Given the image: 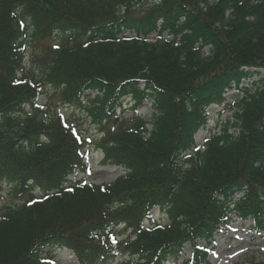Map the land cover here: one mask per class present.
<instances>
[{"label": "trees", "instance_id": "1", "mask_svg": "<svg viewBox=\"0 0 264 264\" xmlns=\"http://www.w3.org/2000/svg\"><path fill=\"white\" fill-rule=\"evenodd\" d=\"M263 72L264 0H0V199L2 184L16 199L0 208V264H56L55 247L78 264H163L187 246L180 264H212L233 214L264 234ZM46 89L97 125L123 174L70 178L88 140L33 106ZM215 104L232 113L198 149ZM155 207L167 222L144 227Z\"/></svg>", "mask_w": 264, "mask_h": 264}, {"label": "rangeland", "instance_id": "2", "mask_svg": "<svg viewBox=\"0 0 264 264\" xmlns=\"http://www.w3.org/2000/svg\"><path fill=\"white\" fill-rule=\"evenodd\" d=\"M261 77L264 78V72ZM251 85L249 82H243L242 86ZM51 91L46 89L41 96L34 100V107L47 108L51 106L55 108V111L63 115L66 120H69L72 126L75 127L79 135L83 138L90 140V143L86 146V158L85 163L87 166L86 172H78L73 174L71 179H84L87 183H106L113 181L119 175L123 173L122 168L110 164H104L102 162V154L98 150L94 140L99 137L100 132L93 123H91L90 118L85 113H80L73 107L65 106H55L57 103L56 98L50 97ZM237 95L241 96L238 90H231L226 94V99L231 101ZM131 105L128 98L123 99L121 102V107L118 109L120 114L122 109H128ZM30 106H25L27 111ZM151 102L146 101L144 104L138 108V114L146 117H150L152 114ZM222 105L210 106L206 109L209 122L208 125L197 132L195 136L197 148H203L204 138L214 130L217 131L223 125L226 116L231 115V111H223ZM47 110V109H45ZM52 111H50L51 113ZM127 114H130V110H127ZM8 186L2 184V192L4 199H0V208L4 204H11L15 202V198L8 197ZM39 191V190H36ZM151 216L153 221L166 223V215L162 209L158 207L151 210ZM151 219L146 218L143 225H150ZM123 235H118L121 237ZM215 243L209 246V259L212 264H250L251 261H264V234H259L252 228V223L248 221H242L233 214L230 221L223 224L220 231L214 238ZM191 248L187 246L184 250V255L182 258L190 257ZM54 260L58 261V264H78L76 262L75 256L67 249H55L53 252ZM181 261V258H178ZM176 259L174 257H169L163 264H175Z\"/></svg>", "mask_w": 264, "mask_h": 264}]
</instances>
